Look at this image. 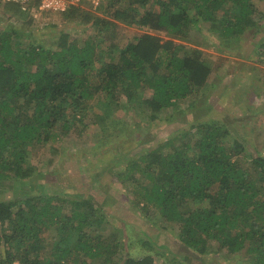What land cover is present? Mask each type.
I'll use <instances>...</instances> for the list:
<instances>
[{"label": "trees", "instance_id": "trees-1", "mask_svg": "<svg viewBox=\"0 0 264 264\" xmlns=\"http://www.w3.org/2000/svg\"><path fill=\"white\" fill-rule=\"evenodd\" d=\"M256 2L264 0H100L98 14L80 7L60 14L75 22L76 30L95 27L100 41L88 38L78 45L60 32L53 48L33 44L35 33L27 35L23 27L0 26V192L30 186L41 174L32 161L33 149L45 150L56 138L70 135L82 139L79 124L95 126L115 142L136 135L145 113L156 129L173 122L175 114L169 111L180 101H188L187 111L205 105L215 83L210 75L218 68L207 53L174 39L188 41L194 29L208 24V36L218 37L214 46L228 53V40H241L256 28ZM154 6L160 10L154 12ZM131 26L156 35L142 33L122 43L121 28L127 33ZM251 88L257 93L256 85ZM141 91L147 95L137 102L135 93ZM99 94L110 111L129 115L133 127L120 124L112 112L90 113ZM226 118H192L155 148L125 154L114 174L138 185L140 198L136 193L130 203L143 217L153 208L162 229L177 224V242L193 255L225 249L234 259L243 256L242 264H264V157ZM242 155L249 159L245 168L238 162ZM136 172L144 182L134 180ZM50 182L45 179L35 194L19 200L0 199V264H156L153 255H165L145 241L141 246L150 252L131 256L129 242L125 252L117 240L123 232L115 223L119 218L85 198L46 194ZM60 203L70 204L68 215ZM188 204L193 206L187 210ZM49 227L57 231L45 244L40 232Z\"/></svg>", "mask_w": 264, "mask_h": 264}, {"label": "rangeland", "instance_id": "rangeland-1", "mask_svg": "<svg viewBox=\"0 0 264 264\" xmlns=\"http://www.w3.org/2000/svg\"><path fill=\"white\" fill-rule=\"evenodd\" d=\"M88 4L91 3L86 1L81 8L94 11L92 5L91 9L88 8ZM255 7L257 11L256 28L246 31L241 36V40H228L225 47L228 53L223 54L214 46L213 39L217 40L218 37L208 36L210 35L207 32L208 24H204L201 31L194 29L195 32L188 41L174 39L176 43L207 53L213 61L214 68H218V71H213L210 75L209 80L215 83L208 93L209 99L205 105L201 103L196 108L187 111L188 101H180L169 111V114H175L173 122L161 124L156 129H153L149 113L140 115L141 125L138 128L139 131H135L137 134L132 133L130 138H122L115 142L105 136V131L95 126L83 127L79 124L77 127L83 130L82 139L70 135L69 138H56L44 148L45 150L34 148L31 152L32 161L41 174L35 175L34 179L30 180V186H19L18 184L14 187H4L5 191L0 192V199L19 200L27 195L35 194L37 185L44 183L45 179H50L51 182L46 184L49 188L46 194L58 195L63 199L85 198L107 215L119 218L120 221H115V223L119 229L122 227L123 232L119 234L117 240L120 247L125 252L129 251L133 257H142L150 252L141 246V242L147 241L154 246V249L165 253L163 257L153 255L156 264H242L243 256L234 259L225 249L207 257L193 255L191 251L186 250L182 244L177 242L178 226L176 223L169 224L171 226L164 230L161 228L159 218L155 216L156 210L151 208L150 218H147L149 215L143 217V213L141 215L139 210L132 207L130 201L133 199L134 202L136 201L135 197L140 192V188L133 180L128 182L126 179L123 180V176L117 178L114 173L123 164L121 161L125 154L133 155L144 147L155 148L156 144L164 143L176 129L182 128L192 118L198 121H222L224 117H227L226 122L229 120L235 132L252 148L255 146L260 155L264 157V3L256 2ZM11 10L17 15L9 12ZM152 10L157 12L160 8L154 6ZM95 13L98 14V10H95ZM69 23L58 13L43 12L35 19L22 14L14 5L11 9H7V5L0 1V26L10 25L16 30L23 27L27 35L34 32L35 35L31 36V41L35 45L42 42L46 44V48H53L52 43L58 39L60 32L69 35L70 39H75L78 45H82L83 41L88 38L98 40V37H95L97 33L95 27L84 31L76 30L73 26L76 23ZM120 25L123 26V24ZM126 29L127 33L121 28L125 34V38L121 39L122 43L132 41L134 37L142 33L156 35L155 32L137 26ZM159 35L163 36V34ZM163 39H166V36H163ZM223 42H225L224 39H222ZM101 47L106 48L107 44L103 43ZM251 84L258 87L257 93L252 90ZM143 95L147 93H142V91L135 93L137 102L143 98ZM120 102L125 103L123 98ZM110 110L112 106L107 105V98L104 94L97 95L88 108L90 113L112 112L113 117L120 124L133 127L131 117L122 109ZM180 110L184 113L179 114ZM51 149L58 152L53 155ZM51 160L53 161L50 164ZM238 162L245 168L249 159L242 155L239 156ZM46 175L48 177H45ZM135 176L134 180L140 179L138 172ZM140 181L144 182L145 178H141ZM21 187L25 188L22 193L19 192ZM139 198L138 194L137 199ZM57 205L62 208L63 213L69 214L70 204ZM138 206L141 207L142 203L140 202ZM191 206L193 205L188 204L187 210ZM56 231L57 229L53 227L41 230L40 236L45 244L50 241ZM127 242L130 244L128 251ZM213 248L218 250L217 244H214Z\"/></svg>", "mask_w": 264, "mask_h": 264}, {"label": "built area", "instance_id": "built-area-1", "mask_svg": "<svg viewBox=\"0 0 264 264\" xmlns=\"http://www.w3.org/2000/svg\"><path fill=\"white\" fill-rule=\"evenodd\" d=\"M4 2L14 4L20 12L37 18L41 13H65L69 9L82 7L86 1L90 2L95 9L100 0H3Z\"/></svg>", "mask_w": 264, "mask_h": 264}, {"label": "crops", "instance_id": "crops-1", "mask_svg": "<svg viewBox=\"0 0 264 264\" xmlns=\"http://www.w3.org/2000/svg\"><path fill=\"white\" fill-rule=\"evenodd\" d=\"M0 1H2L3 3H7V2H4L3 0H0ZM7 5L13 6L14 4L8 3ZM14 6H15V5H14ZM15 7H16V6H15ZM17 9H18V7H17Z\"/></svg>", "mask_w": 264, "mask_h": 264}, {"label": "clouds", "instance_id": "clouds-1", "mask_svg": "<svg viewBox=\"0 0 264 264\" xmlns=\"http://www.w3.org/2000/svg\"><path fill=\"white\" fill-rule=\"evenodd\" d=\"M19 10V9H18ZM20 11V10H19ZM22 13V12H21ZM23 14V13H22Z\"/></svg>", "mask_w": 264, "mask_h": 264}]
</instances>
